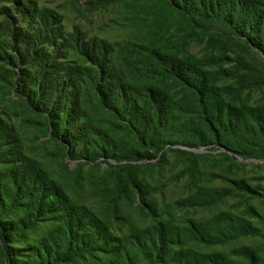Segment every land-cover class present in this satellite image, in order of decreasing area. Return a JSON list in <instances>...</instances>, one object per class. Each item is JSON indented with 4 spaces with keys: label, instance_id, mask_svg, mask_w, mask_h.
<instances>
[{
    "label": "rangeland",
    "instance_id": "obj_1",
    "mask_svg": "<svg viewBox=\"0 0 264 264\" xmlns=\"http://www.w3.org/2000/svg\"><path fill=\"white\" fill-rule=\"evenodd\" d=\"M131 14L130 0H0V264H114L156 223L214 229L223 213L259 236L217 237L215 246L175 242L239 264L232 252L242 247L264 259V157L171 146L152 160L78 159L86 136L76 114L61 110V96L91 73L102 50L139 35ZM187 51L209 52L203 44ZM240 98L264 105V87ZM81 108L99 121L89 101ZM82 230L92 235L83 239Z\"/></svg>",
    "mask_w": 264,
    "mask_h": 264
},
{
    "label": "trees",
    "instance_id": "obj_2",
    "mask_svg": "<svg viewBox=\"0 0 264 264\" xmlns=\"http://www.w3.org/2000/svg\"><path fill=\"white\" fill-rule=\"evenodd\" d=\"M130 3L129 21L139 35L102 50L105 55L91 73L80 75L61 96V110L65 116L76 114L75 123L86 136L76 145L78 159L106 155L118 162L152 160L171 146H212L241 161L263 158L264 105L250 104V98L240 95L264 87V0ZM190 44H203L209 52L198 58L187 51ZM82 101L96 108L97 123H91ZM213 222L214 229L209 224L175 228L156 223L139 242L128 241L114 264H239L175 242L183 237L215 246L217 237L259 236L252 224L230 214ZM91 230H82L83 239ZM5 234L2 229L6 240ZM74 249L83 251L84 241ZM232 253L241 264H264L256 249ZM50 255L48 262L56 253Z\"/></svg>",
    "mask_w": 264,
    "mask_h": 264
}]
</instances>
